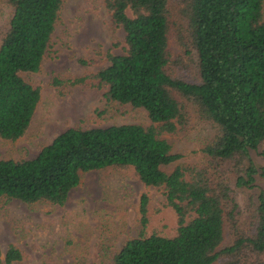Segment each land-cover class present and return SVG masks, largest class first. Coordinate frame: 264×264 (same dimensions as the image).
I'll return each mask as SVG.
<instances>
[{"label": "trees", "instance_id": "16d2710c", "mask_svg": "<svg viewBox=\"0 0 264 264\" xmlns=\"http://www.w3.org/2000/svg\"><path fill=\"white\" fill-rule=\"evenodd\" d=\"M175 1L185 33L179 31L178 40L196 59L198 81L168 71V0H105L112 22L124 33V53L107 54L108 65L94 77L106 87V99L144 109L158 126L69 128L32 159H0V200L63 205L81 173L130 168L143 184L163 189L177 227L172 237L153 233L128 240L110 264H218L220 258L223 264H264V191L251 199L248 230L235 232L232 244L220 248L226 220L235 222L239 214L233 188L253 189L264 173L251 155L264 159V0ZM7 3L12 13L0 38V137L16 140L40 98L20 74L38 71L63 0ZM178 98L191 101L216 130L204 154L215 166L230 164L232 171L162 170L180 158L160 138L185 122ZM147 206L143 195L142 227ZM20 259L17 249H7L6 264Z\"/></svg>", "mask_w": 264, "mask_h": 264}, {"label": "rangeland", "instance_id": "374dc122", "mask_svg": "<svg viewBox=\"0 0 264 264\" xmlns=\"http://www.w3.org/2000/svg\"><path fill=\"white\" fill-rule=\"evenodd\" d=\"M169 1L168 71L176 78L197 82L196 59L185 54L179 43L183 19L175 0ZM12 9L0 0V38ZM187 43V37L183 36ZM124 33L111 19L105 0H63L49 46L36 72L21 73L40 98L30 125L16 140L0 137V159L34 158L58 134L69 128H104L136 124L157 127L146 111L106 99V87L94 77L108 65L107 54L124 53ZM185 122L174 133H162L171 153L180 158L162 167L170 173L177 166H191L221 174L232 171L230 164L215 166L203 148L216 134L210 122L199 117L191 101L178 98ZM264 169V159L251 154ZM264 191V173L253 189L233 188L237 203L235 222L226 220L220 248L232 244L238 231L251 222V199ZM148 197L147 224L142 227L141 197ZM237 213V212H236ZM177 227L174 211L166 206L163 189L143 184L132 169L107 168L80 174L63 205L48 202L26 204L16 199L0 200V252L2 264L8 248L21 254L10 264H110L113 256L131 239L153 233L172 237ZM236 232V233H235ZM220 258L218 264H223ZM252 264V263H251Z\"/></svg>", "mask_w": 264, "mask_h": 264}]
</instances>
